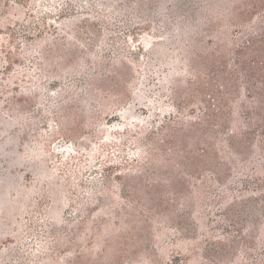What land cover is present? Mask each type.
Listing matches in <instances>:
<instances>
[{"label": "rangeland", "instance_id": "rangeland-1", "mask_svg": "<svg viewBox=\"0 0 264 264\" xmlns=\"http://www.w3.org/2000/svg\"><path fill=\"white\" fill-rule=\"evenodd\" d=\"M0 264H264V0H0Z\"/></svg>", "mask_w": 264, "mask_h": 264}, {"label": "trees", "instance_id": "trees-1", "mask_svg": "<svg viewBox=\"0 0 264 264\" xmlns=\"http://www.w3.org/2000/svg\"><path fill=\"white\" fill-rule=\"evenodd\" d=\"M39 245V244H38ZM42 245H43V243H42Z\"/></svg>", "mask_w": 264, "mask_h": 264}]
</instances>
